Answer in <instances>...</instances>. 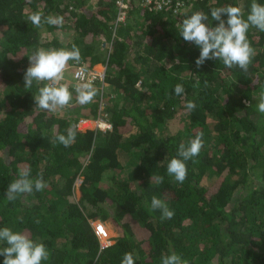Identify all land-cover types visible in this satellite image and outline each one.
Returning a JSON list of instances; mask_svg holds the SVG:
<instances>
[{
    "label": "trees",
    "instance_id": "1",
    "mask_svg": "<svg viewBox=\"0 0 264 264\" xmlns=\"http://www.w3.org/2000/svg\"><path fill=\"white\" fill-rule=\"evenodd\" d=\"M251 3L191 0L179 15L132 4L114 32V0H0V228L43 242L50 256L42 264H121L127 252L136 264H161L173 251L189 264H264V113L257 109L264 32L248 31L255 56L247 72L218 59L198 68L199 47L180 35L182 20L196 11L211 22L212 8L239 6L246 18ZM35 12L60 16L63 24L36 27ZM73 46L81 59L67 67L103 64L107 84L93 85L98 91L89 104H79L70 85L68 107L40 109L34 96L49 82L25 88L29 57L38 48ZM178 83L185 89L179 96ZM192 100L197 106L189 111ZM103 111L112 129L79 127L80 118ZM73 125L71 146L54 143ZM200 133L204 145L178 183L167 165ZM21 170L42 174L47 187L9 202L7 187ZM153 196L174 212L171 219L149 211ZM93 220L112 224L113 243L102 247Z\"/></svg>",
    "mask_w": 264,
    "mask_h": 264
},
{
    "label": "clouds",
    "instance_id": "2",
    "mask_svg": "<svg viewBox=\"0 0 264 264\" xmlns=\"http://www.w3.org/2000/svg\"><path fill=\"white\" fill-rule=\"evenodd\" d=\"M211 22L208 14L203 11H196L184 18L181 22L180 35L184 41L194 43L200 49L199 57L196 59V66L199 68L206 60L218 59L227 68L239 67L247 72L249 65L255 56V49L248 39L250 28H257L264 32V4L252 0L250 11L246 18L239 6L214 7L210 10ZM227 19L225 20L224 17ZM33 25L40 27L42 23L53 26H62L63 18L60 16L44 17L43 13L35 12L30 16ZM212 21H217L212 26ZM80 51L73 46L71 50L65 48H38L30 57V66L24 75L25 88L30 89L33 81L49 83L38 89V95L34 96L36 106L40 109L55 112L70 105L72 92L69 85L61 83L65 78V71L68 69V61L79 62ZM67 79V77H66ZM67 81V80H66ZM65 81V82H66ZM207 83V82H205ZM193 87H199L197 80ZM96 89L91 83L76 85L77 101L81 105L89 104L97 95ZM185 89L183 84H176L174 93L181 95ZM194 100L188 101L186 109L191 111L196 108ZM259 112L264 113V92L260 94L257 105ZM76 128L70 126L67 134H60L54 138V143L69 147L75 141ZM203 133L196 135L188 146L184 143L179 145L177 154L167 165V174L178 183H183L187 178L186 162L199 155L203 145ZM153 176L151 178V181ZM163 176H157L158 183L163 182ZM47 187L42 174L31 177L30 170H21L18 178L14 179L7 187L6 198L14 202L23 194H31L33 191H42ZM161 210V219H171L174 212L158 197L153 196L149 211ZM39 221L37 220V223ZM105 223V222H104ZM108 229V227H107ZM109 230V229H108ZM111 236V235H110ZM111 239V238H110ZM0 242L7 246L0 248V255L4 256L3 264H42L47 261L50 252L43 242H37L30 238L27 233L13 231L11 228H0ZM133 253L124 254L121 264H136ZM161 264H189L176 252L162 255Z\"/></svg>",
    "mask_w": 264,
    "mask_h": 264
},
{
    "label": "built area",
    "instance_id": "3",
    "mask_svg": "<svg viewBox=\"0 0 264 264\" xmlns=\"http://www.w3.org/2000/svg\"><path fill=\"white\" fill-rule=\"evenodd\" d=\"M191 0H114L117 6L116 19L114 21V32L120 24H125L128 18V11L131 5L135 7H153L155 10L162 11L168 14L179 15L182 14L185 9L188 8ZM73 79L71 87L76 91V85L82 83L96 84L97 81L102 84H107L105 81L106 77V66L98 69L96 66L92 67L87 63H77L73 65ZM65 78L61 83H65ZM104 87V86H103ZM104 107V101H102L101 109ZM89 122H94V126H90ZM78 125L82 129L97 128L101 130L112 129V123L105 112H101L97 118H80ZM92 224L95 228V232L98 235L101 245L106 246L110 244L109 241L111 236L109 235L106 224L101 220H93Z\"/></svg>",
    "mask_w": 264,
    "mask_h": 264
},
{
    "label": "rangeland",
    "instance_id": "4",
    "mask_svg": "<svg viewBox=\"0 0 264 264\" xmlns=\"http://www.w3.org/2000/svg\"><path fill=\"white\" fill-rule=\"evenodd\" d=\"M103 66H105V65H103V64H98V65H96V67L98 68V69H101V68H103ZM73 69H74V67L72 66V67H70V68H68L66 71H65V73H66V77H67V81L65 82L66 84H68L69 86L72 84V82L74 81V79H73ZM107 86V85H106ZM106 86H105V90H106ZM75 92V91H74ZM104 104H105V102H104ZM104 108V107H103ZM65 109V108H64ZM178 120V116L175 118V121H177ZM90 124V126H94V122H89ZM108 130H110V129H108ZM134 130H136V128L135 129H133L132 131H134ZM81 179H82V177H80V178H77V180L75 181V192H76V195L77 196H79V185H80V182H81ZM105 224H106V226L108 227V229H111L112 231H111V234H110V230H108V232H109V234L111 235V239L109 240L111 243H113L114 242V240H115V237L118 235V232L115 230V228L112 226V224L110 223V222H108V221H106L105 222ZM143 244H144V246L145 247H147V249L149 250L150 249V245H149V243H148V241H146V240H143V242H142Z\"/></svg>",
    "mask_w": 264,
    "mask_h": 264
}]
</instances>
